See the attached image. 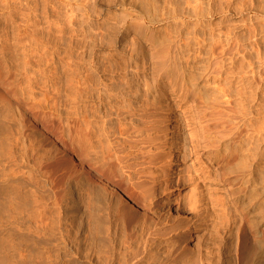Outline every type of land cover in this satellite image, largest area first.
<instances>
[{
    "label": "rangeland",
    "instance_id": "obj_1",
    "mask_svg": "<svg viewBox=\"0 0 264 264\" xmlns=\"http://www.w3.org/2000/svg\"><path fill=\"white\" fill-rule=\"evenodd\" d=\"M199 1L200 13L191 15L187 7L195 0H0V47L12 45L25 20L39 40L19 42L11 58H2L0 51V123L1 112H7L11 129V135L0 134L5 146L0 152L1 263L119 264L123 250L124 264H263L258 256L264 252V230L253 219L264 215V143L249 139L244 122L251 118L248 123H256L257 116L250 113L249 98L232 97L242 90L231 74L216 69L223 71L231 54L213 43L218 36L234 35L252 61L262 59L264 45L255 48L256 37L248 34L259 20L262 0ZM172 6L179 13L175 18L168 15ZM13 8L15 18L10 20ZM25 53L32 67L30 88L25 85ZM233 54L248 66L241 52ZM209 58L215 61L207 72ZM78 78L86 94L83 116L93 115L103 125L102 137L111 140L118 172L125 177L118 184L120 177L86 167L105 189L123 192L128 224L124 240L119 241L114 223L108 229L107 206L100 197L94 212L85 209L81 235L74 211L60 209L65 172L80 162L72 141L79 123L74 98ZM19 89L24 97L18 96ZM18 127L37 139L44 152L55 147V157L40 168L42 190H36L47 200L44 217L36 215L25 187L28 180L21 177L23 165H12L13 151L21 147ZM239 148L256 170L252 187L242 185L245 174L235 167ZM19 156L14 159L20 162ZM197 190L198 202L192 198ZM14 200L19 204L10 203ZM13 206L23 207L17 224L9 219ZM248 209L252 214L247 217L243 214ZM139 220V229L132 230ZM50 225L55 231L50 232Z\"/></svg>",
    "mask_w": 264,
    "mask_h": 264
},
{
    "label": "bare ground",
    "instance_id": "obj_2",
    "mask_svg": "<svg viewBox=\"0 0 264 264\" xmlns=\"http://www.w3.org/2000/svg\"><path fill=\"white\" fill-rule=\"evenodd\" d=\"M226 1H227V4L231 3V0H226ZM201 3H202V1L195 0V2L191 6L187 7L188 9L190 8L188 10V13L190 14V12H191V15H196V14L198 15L200 13V11H198V10H200V7H203L201 5ZM261 4L262 5H260V7H258V8H260V10H259L260 12L258 11L259 12V20L256 23L251 25V27H250L251 29H248V34H250V38L256 37V39L252 42V45L255 48L259 47L260 45H264V0H262ZM170 8H171V11H168V13H169L168 15L173 16V18L177 17L179 13H178V10L176 9V7L172 6ZM256 11H257V8H256ZM15 13H16V8H13V10L10 11V13H9V19L10 20H13L15 18ZM32 27H33L32 24L29 23L27 20H25L24 26H23V31L20 30L21 32L19 31V32L15 33V37H14V40L12 41V45L9 43H5L4 45H1V47H0L1 57L5 59L7 56H8V58H11L14 55H16L17 46H18L19 42L31 41L33 43V42L39 41L36 37V34L33 32ZM258 30H259V32H258ZM202 41L201 42L199 41L198 43H203ZM213 43L214 44H217V43L220 44L221 51L224 54H227V53L231 54V56L229 58V60H230L229 65L227 67H224L223 71L219 70L218 68H216V69H217L218 73L223 72L224 74H231L232 75V81H235L236 84L239 86V88H237V90H242V92H234L232 97L234 99L238 98V100H247L249 98L248 99L249 100L248 108L251 110L250 113H253L257 116V122L256 123L249 124L248 122H250V120H252L251 118H248L249 120L247 119V124H245V122H244V125L249 128V132H250L248 135L249 139L251 141H257L258 144L264 143V55H263L262 59L259 56H257V62L255 63L251 59L252 55L250 54V52L245 51L244 44H241V39L237 36H234V35L230 36L229 34H227V35H223L222 37L218 36V38L216 40L213 39ZM19 44L21 45V43H19ZM211 46L212 45H209L208 48L211 49ZM34 49H37V47H34ZM234 50L236 51L237 54L240 52L242 53L243 60L248 61L247 67L243 66V63H241V62H239V60L235 59L236 58L235 54H233ZM23 56L24 57L22 58L23 59L22 64H23V68L25 69L24 74L26 76L25 77V85L28 88H30L33 84V79H31L30 77H27V75H28L29 71L32 69V67H31V63L27 61L28 55L25 53ZM214 61L215 60H211V58L208 59V66L205 67L207 72L211 70V66H212ZM188 62H190L189 63L190 66L193 67L194 57H191ZM236 63H239V64L237 65ZM251 65H253V66L251 67ZM39 67L40 66H38V69H39ZM38 69L35 70V72H37ZM175 73L178 74V70H176ZM79 74H80V71H79ZM45 82H47V78H46ZM83 84H84V81L83 80L79 81V78H78V82L76 85L77 88L75 91L74 98H75V115H76V117H78L79 123L76 126V129L74 131V138L72 139L74 146H75L74 147L75 153H76V155H78L80 162L77 164L75 163L74 165H71L68 172L67 171L65 172L66 176L64 179V191H63L64 194L62 196V205H61L60 209L63 211L68 210L69 212L74 211L73 217L75 215V219L77 222V233H78L77 235H81V231L79 229L82 230V228L84 226L83 223L86 222V221H84L85 209L86 208L89 209L91 207V209H89L90 212H91V210L94 212V209L96 207L95 206L96 202H98L97 200L100 197L101 200H103V202H104L103 203L101 201V204L103 203V204H106V206H107L106 209H107V213H108V224H109L108 229L114 223V229H116L117 232L119 233V241H120L121 239L124 240L125 238H127V235L125 232L126 231L125 227H126V225H128L125 221L126 217H125L124 212L126 210V205H125V199H124L123 192L118 191V189L114 190L113 188H109V187L107 189H105L103 187V184H101L100 182H97L96 178H93L87 172L86 167L88 166V169L93 168V169L103 170L109 176L120 177L121 179L119 181H117L118 184L122 183L123 179L125 177L123 176V174H121V173L119 174V172H118V171H120L119 170L120 165L116 162V155H115L114 151H112L113 148H112L111 140L107 139L106 137H104V138L102 137V134L104 133V131L102 129L103 125L98 124L97 122L93 121L92 120L93 115H91L89 118H86L83 116V114H84L83 107L86 105L84 102V96L86 94L83 93V89H82ZM20 85L23 87L25 86L22 83H20ZM172 88H173V86H172ZM19 90H20V92L18 93V96L24 97V95H25V92L23 91L24 89H19ZM260 91H262L261 95H259ZM28 95H30V93ZM203 95L206 99L209 98L208 92L206 93L204 91ZM34 104H35L36 109L40 107L36 102H34ZM37 110H39V109H37ZM43 113H44V111H43ZM235 113H237V112H235ZM238 113H239L240 117L246 116V113L243 111H238ZM1 115H2L1 121H3V122H6V120L10 118V116H9V114H7V112L4 113V111H2ZM34 115L38 116V112H36V113L34 112ZM169 115H170V112H169ZM43 117H44V115H43ZM233 118H236V116H233ZM22 121L24 122L23 118H22ZM3 122L0 123V134H5L6 131L10 132V130H11L10 126L7 125V122H6V124ZM25 125L26 124H23L24 127H25ZM67 128H68V124H67L65 129H67ZM18 130H19L18 134H20V135H18V142L21 143V145H20L21 147H15L16 149L13 151L12 158H11L13 160L12 165L17 167L18 169H20L19 164L23 165L24 168L22 167L23 169L21 171L20 170L19 171L22 175L21 177L25 178V180L26 179L28 180L27 181L28 183H26L24 181L27 185V186L25 185V187L28 188L27 192H29V196H31L32 201H33V202L32 201L31 202L37 207L36 208V210H37L36 215L38 217H44L46 212L48 211V204L46 202L47 200L42 194L41 195L37 194L38 192L36 190L39 187L42 190L41 186L39 185L38 178L43 177L44 173L42 172L43 169L41 170L40 168L43 166L44 160H46L48 158L52 159L55 157V153H54L55 147H50L51 149L44 152L42 150V147L38 144L37 139H34L33 136H31V134H24L23 135L22 129L20 127H18ZM35 132H38V131H35ZM9 134L11 135V132ZM4 144H5V142H4ZM1 145L2 144L0 141V152H2L3 151L2 149L5 147L4 145H2L4 147H1ZM237 147H241V146H237ZM17 153L20 155L19 156L20 162L18 159H16V160L14 159ZM238 153H239V155H238V159L235 163V167L238 171H240V173L245 174L241 178L242 185L243 186L249 185L250 187H252L257 182L256 181V175H257L256 170L254 167L247 164L248 161L245 157L244 150L242 148L238 149ZM30 156L34 157L33 162H30V159H29ZM10 162H11V160H10ZM30 163H31V165H30ZM247 169H249L250 171L248 170V172H247ZM19 171H16V173H18L19 177H20ZM20 179H22V178H20ZM62 179L63 178L61 177V180ZM22 183H23V181H22ZM24 184L22 186H24ZM102 188H104V189H102ZM198 188L199 187H197L196 189H198ZM15 189L17 191V194L21 197V195L23 194L21 191L22 187L17 186V187H15ZM250 189L253 190L252 188H250ZM198 190L196 193H194V196L192 197L193 201L194 200L197 201L198 196H200V193ZM43 191H41V192H43ZM10 194H12V192ZM25 194L28 195V193H25ZM23 196L24 195H22V197ZM20 197H19V199H20ZM16 198L18 199V196L15 197V199ZM27 198H26V200H27ZM16 200H14V203L13 202H10V203L16 204L15 203ZM67 200H69L70 206L65 207L67 205ZM11 201H12V199H11ZM24 201H25V199H24ZM4 202H5V200H4ZM19 202H21V200H19ZM17 204H19V203H17ZM239 205L243 206L244 203L243 202L239 203ZM9 206H10V204H9ZM145 206H146V203H145ZM20 207L13 206V207L9 208L8 213L10 215L9 214L8 215L10 216L9 217V219L11 220L10 223H12V224L18 223L19 214L20 215L22 214L21 208L23 209V207H21V208ZM24 211L26 212L27 210L24 209ZM3 212H4V209H3ZM2 214H4V213H2ZM111 214L113 215V218H114L113 220H112ZM245 214H247V217H248V215L252 214V211L250 212V209H248L245 211V213L243 215H245ZM60 215H61V211L58 212V219H57L58 220V230H61L64 226V224L62 223L63 217H62V215L61 216ZM260 216H258V218L254 217L253 221H257L258 228L263 227L262 230H264V220H263L264 215H260ZM65 217H66V219L68 218L67 216H65ZM52 218H53V216H52ZM144 219H145V216H143V220ZM0 220H2V219H0ZM85 220H86V218H85ZM143 220H139L137 228H136L135 224L131 225V226H133L132 230H135V229L138 230L140 227V224ZM41 222H43V221H41ZM4 223H6V222H4ZM56 223H57V221H56ZM35 224H37V222ZM52 224H54V223H52ZM51 225L49 226L50 232L52 230L55 231L54 228H52V230L50 229ZM41 227H42V224H39L37 228L40 229ZM54 227H55V225H54ZM46 228H48V226ZM92 228L94 229V226H92ZM49 234H52V233H49ZM3 239L4 238H2V240ZM0 240H1V238H0ZM5 240L6 239H4V241ZM7 241H9V240H7ZM168 250H167V252H168ZM2 251H3V248H2ZM262 253H264V252H261V256H258V257H259V261L263 262V264H264V255ZM118 256L121 257L119 259V264H124L125 263V252H123V250H122L121 252L118 253ZM1 261H2V259H1ZM6 261H8V260H6ZM1 264H4V263H1Z\"/></svg>",
    "mask_w": 264,
    "mask_h": 264
}]
</instances>
